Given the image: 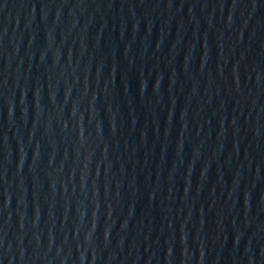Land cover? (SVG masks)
Wrapping results in <instances>:
<instances>
[{
  "label": "water",
  "instance_id": "95a60500",
  "mask_svg": "<svg viewBox=\"0 0 264 264\" xmlns=\"http://www.w3.org/2000/svg\"><path fill=\"white\" fill-rule=\"evenodd\" d=\"M0 264H264V0H0Z\"/></svg>",
  "mask_w": 264,
  "mask_h": 264
}]
</instances>
